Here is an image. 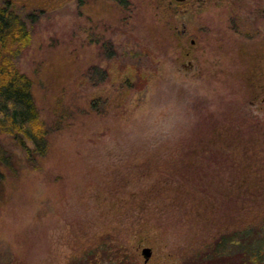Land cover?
<instances>
[{
    "label": "rangeland",
    "instance_id": "1",
    "mask_svg": "<svg viewBox=\"0 0 264 264\" xmlns=\"http://www.w3.org/2000/svg\"><path fill=\"white\" fill-rule=\"evenodd\" d=\"M6 4L31 33L15 63L49 134L36 167L0 134L14 167L0 181L1 262L102 264L85 252L105 241L178 264L264 225V0ZM187 165L195 195L180 189Z\"/></svg>",
    "mask_w": 264,
    "mask_h": 264
},
{
    "label": "trees",
    "instance_id": "2",
    "mask_svg": "<svg viewBox=\"0 0 264 264\" xmlns=\"http://www.w3.org/2000/svg\"><path fill=\"white\" fill-rule=\"evenodd\" d=\"M30 36L26 23L11 5H1L0 134L11 137L23 150L27 163L36 167L48 150L49 130L39 116L32 93V80L15 63L19 53L28 46ZM201 155L202 158L206 156L203 153ZM3 168L13 172L14 167L11 164V155L0 141V181L4 177ZM191 171L187 165L182 176L184 185L180 189L194 191L192 194L195 195V189L202 187V181L195 180L193 174H190ZM199 171L202 172L200 177L206 174L203 166H200ZM207 187L209 185L205 184L202 191H207ZM227 232L226 236L214 238L215 242L208 246L195 249L193 254L186 251L178 264H194V261L195 264H264V225L260 224L258 227L251 223ZM111 245L101 241L95 250L85 252L86 262L96 263L100 258L102 264L104 259L107 260L105 264H140L133 251L122 248L118 242ZM232 254L233 261L229 258ZM0 264L5 263L0 261Z\"/></svg>",
    "mask_w": 264,
    "mask_h": 264
},
{
    "label": "water",
    "instance_id": "3",
    "mask_svg": "<svg viewBox=\"0 0 264 264\" xmlns=\"http://www.w3.org/2000/svg\"><path fill=\"white\" fill-rule=\"evenodd\" d=\"M177 1L181 2V1H185V0H177ZM141 253L144 257V262H146L150 258L151 254H152V250L150 247H144V248H142Z\"/></svg>",
    "mask_w": 264,
    "mask_h": 264
}]
</instances>
